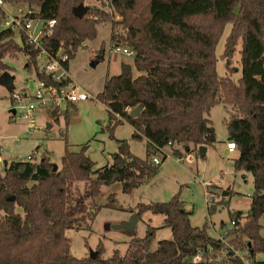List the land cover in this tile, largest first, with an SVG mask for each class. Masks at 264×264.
I'll return each mask as SVG.
<instances>
[{"label":"trees","instance_id":"obj_1","mask_svg":"<svg viewBox=\"0 0 264 264\" xmlns=\"http://www.w3.org/2000/svg\"><path fill=\"white\" fill-rule=\"evenodd\" d=\"M4 1L28 3L38 7L42 18L56 20L53 34L43 41L52 55L63 48L72 58L83 42L96 37L98 24L112 23L113 45L135 50L139 75L122 62L121 71L107 78L97 97L108 107L110 121L115 120L111 135L119 123L132 124V137L146 140L147 157L135 156L122 141L113 163L96 170L87 145L73 152L66 143L57 170L47 152L39 161H6L0 174V264H238L230 256L222 262L209 260L210 249L222 255L226 245L208 233L207 222L191 224L190 212L177 195L166 202L140 203L134 210L137 217L147 211L164 215L173 238L159 241L156 249L151 245L157 228L150 225L145 236L134 235L124 255L115 250L109 258L102 257V243L95 258H77L66 236V230L85 223L88 201L104 185L119 182L123 192L131 193L155 175L161 162L155 164L153 157L166 146L176 155H182V146L197 156L200 146H213L217 135L209 114L219 103L230 107L224 122L236 144L234 166L251 173L254 183L245 218L231 213L235 223L222 236L238 249H249L252 257L264 253V0H110L102 3L109 11L87 7L82 17L73 9L85 0ZM227 24L231 29L222 54L227 67L241 44L242 74L237 81L217 72L216 48ZM19 52L28 55L30 66L36 64L40 49L25 41L19 45L9 30L0 32V75L11 70L5 59ZM37 76L65 84L40 74L39 67ZM139 105L141 112L131 116ZM79 181L86 183L83 192L75 186ZM114 200L111 194L108 204ZM215 209L209 205V214ZM198 249L206 260L194 261Z\"/></svg>","mask_w":264,"mask_h":264},{"label":"rangeland","instance_id":"obj_2","mask_svg":"<svg viewBox=\"0 0 264 264\" xmlns=\"http://www.w3.org/2000/svg\"><path fill=\"white\" fill-rule=\"evenodd\" d=\"M104 2L107 4L110 0H85L83 6L109 11V6L104 7L102 4ZM7 8L14 10L12 4H8ZM230 29L231 25L227 24L216 48L217 72L220 76L228 75L237 81L242 74L239 52L241 44L237 46L230 67H227V61L222 55ZM111 34L110 21L98 24L96 37L83 42L69 61L73 81L79 90L89 92L90 98L62 107L56 114L48 112V109H38L31 129L28 118L20 108L22 104L14 103L12 92L0 84V174L4 173L6 161L25 158L33 153L36 156L34 159L39 161L42 154L47 152L52 162L61 167L66 143L73 152H78L87 145L86 153L95 162L94 170L113 163L114 154L119 151L122 141H126L135 156L141 159L147 157L146 140L132 137V124L127 121L119 123L113 136L111 135L110 127L115 120L110 121L108 107L97 97L104 90L107 78L121 71L122 62L131 64L134 75H139L134 57L114 50L116 46L111 41ZM28 60L25 52L5 59L11 67L15 93L23 90L33 93L38 86L37 67L45 64L46 57L40 56L36 64L32 63L30 66H27ZM26 104L27 102L23 103ZM229 110L230 107L222 103L211 109L209 119L215 128L217 141L208 147L205 158L197 156L193 150L183 149L182 146V155H176L170 146H166L158 153L161 159L158 172L131 193L123 192L119 182L104 185L101 193L88 201L89 216L80 229L66 230L71 253L77 258H85L102 243L103 258L111 257L115 250L124 255L129 241L134 235L145 236L149 225L157 228L151 245L152 249H156L159 241L173 238L171 228L164 226V215L147 211L138 217L131 230L116 226L129 221L135 215L134 210L138 204L166 202L175 195L190 212L191 224L203 226L207 222L208 233L215 238L232 228L231 213L240 212L243 220L250 207L254 183L251 173L235 168L237 153H230L226 149L228 130L224 119ZM85 185V181L75 183L81 192ZM111 194L115 195V200L108 204ZM213 204L216 209L209 214L208 206ZM16 210L22 211L19 206ZM260 224V234L264 237V214L260 218Z\"/></svg>","mask_w":264,"mask_h":264},{"label":"built area","instance_id":"obj_3","mask_svg":"<svg viewBox=\"0 0 264 264\" xmlns=\"http://www.w3.org/2000/svg\"><path fill=\"white\" fill-rule=\"evenodd\" d=\"M8 4L13 5V11L7 8ZM38 13V7L28 3H9L0 0V32L9 30L14 33V40L19 45L23 46L25 41L35 49H40L38 58L40 56L46 57L45 64L39 67L40 74L51 77L55 82H65L64 85L57 86L54 82L38 79V86L33 93H28L25 90L21 93L12 92L14 103L22 104L20 108L28 118L29 129L34 126V116L38 109H48V112L56 111V113H59L62 107H67L70 104L75 105L90 98L89 92L79 90L78 85L71 77L69 71L70 53L61 48L56 55H52L43 47V41L54 32L56 20L42 18ZM114 50L130 56L135 55V50L128 47L116 46ZM25 102L27 104L23 105ZM226 145L229 151L234 152L236 150L234 141L228 140ZM34 157H36L35 153L18 160L33 161L35 160ZM153 162L158 164L161 159L154 156ZM231 223L233 226L235 222L231 221ZM219 239L226 245V250L222 255H215L213 250L210 249V261L216 259L222 262L227 258L226 256H230L231 258H237L239 260L238 264H264V253L252 257L249 249H238L224 239L223 236H220ZM202 260H206L204 252L198 249L194 261L200 262Z\"/></svg>","mask_w":264,"mask_h":264},{"label":"water","instance_id":"obj_4","mask_svg":"<svg viewBox=\"0 0 264 264\" xmlns=\"http://www.w3.org/2000/svg\"><path fill=\"white\" fill-rule=\"evenodd\" d=\"M87 7L83 6V5H78L76 7H74V13L76 16L78 17H82L83 16V13L85 12ZM101 58H103V56H101ZM0 84L5 86L9 91L13 90L14 88V84H13V77L12 75L10 74L9 71H4L1 75H0ZM143 106L142 105H139L135 108H133L131 111H130V115L135 117L137 116L141 110H142ZM53 114H56V111H53ZM228 140H232L231 137H228ZM207 146H200V155L201 157H203L206 152H207ZM57 167L55 164H54V170H57ZM11 200H14V197L11 198ZM137 215L135 214L129 221L127 222H124L118 226H116V228H126V229H133L135 227V224L137 222ZM191 251L190 249L188 250V252ZM97 256V251H93L91 254H90V257L91 258H95Z\"/></svg>","mask_w":264,"mask_h":264},{"label":"crops","instance_id":"obj_5","mask_svg":"<svg viewBox=\"0 0 264 264\" xmlns=\"http://www.w3.org/2000/svg\"><path fill=\"white\" fill-rule=\"evenodd\" d=\"M14 111V110H13ZM208 149V148H207ZM226 149H227V146H226ZM227 151H229L228 149H227ZM230 153H233V152H231V151H229Z\"/></svg>","mask_w":264,"mask_h":264}]
</instances>
